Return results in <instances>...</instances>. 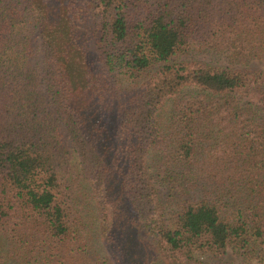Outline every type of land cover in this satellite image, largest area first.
<instances>
[{"label":"trees","instance_id":"obj_1","mask_svg":"<svg viewBox=\"0 0 264 264\" xmlns=\"http://www.w3.org/2000/svg\"><path fill=\"white\" fill-rule=\"evenodd\" d=\"M60 3L0 0V264H264V0Z\"/></svg>","mask_w":264,"mask_h":264},{"label":"rangeland","instance_id":"obj_2","mask_svg":"<svg viewBox=\"0 0 264 264\" xmlns=\"http://www.w3.org/2000/svg\"><path fill=\"white\" fill-rule=\"evenodd\" d=\"M38 5H45L48 4L50 6H53L56 8L57 6L60 7V15L63 17L64 12L61 7V3L58 4L60 0H35ZM65 67L67 69L68 75L70 76L73 86L75 89L79 88L80 85L82 84V71L83 69V64L82 61L79 60L78 55L75 53H68L66 52L65 55ZM229 261H231L233 264H248V263H242L240 258L236 256H228L227 257ZM252 264V263H249Z\"/></svg>","mask_w":264,"mask_h":264}]
</instances>
